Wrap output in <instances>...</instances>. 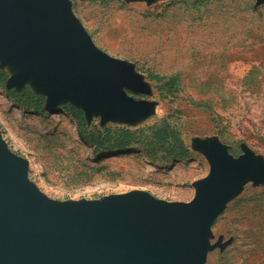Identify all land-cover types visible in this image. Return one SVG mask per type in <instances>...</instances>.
Returning a JSON list of instances; mask_svg holds the SVG:
<instances>
[{"label": "rangeland", "instance_id": "1", "mask_svg": "<svg viewBox=\"0 0 264 264\" xmlns=\"http://www.w3.org/2000/svg\"><path fill=\"white\" fill-rule=\"evenodd\" d=\"M69 1L92 43L136 77L138 88L124 90L144 106L133 115L109 114L70 99L45 100L41 111H29L7 97L5 89L21 87L10 82L12 67L0 65L8 74L0 82V130L28 159L29 178L56 200L145 190L189 201L194 182L210 172L201 144L219 143L234 157L246 148L261 160L262 177L246 180L214 218L204 264H264V1ZM30 84L23 87L46 99ZM65 104L81 109L91 128L159 123L173 133L161 142L149 131L127 149L96 153L78 137ZM170 136L186 154H177Z\"/></svg>", "mask_w": 264, "mask_h": 264}, {"label": "water", "instance_id": "2", "mask_svg": "<svg viewBox=\"0 0 264 264\" xmlns=\"http://www.w3.org/2000/svg\"><path fill=\"white\" fill-rule=\"evenodd\" d=\"M8 64L11 84L31 80L47 106L70 99L128 115L144 106L124 90L138 88L136 77L92 43L69 0H0V65ZM201 146L210 172L189 201L145 190L56 200L0 131V264H204L214 218L246 180L262 177L263 164L246 148L234 157L219 143Z\"/></svg>", "mask_w": 264, "mask_h": 264}, {"label": "trees", "instance_id": "3", "mask_svg": "<svg viewBox=\"0 0 264 264\" xmlns=\"http://www.w3.org/2000/svg\"><path fill=\"white\" fill-rule=\"evenodd\" d=\"M7 77V72L0 67V82L4 83ZM5 93L12 101L29 111L39 112L45 105V96L35 92L28 86L20 89H5ZM64 107L71 113L76 121V132L80 140L90 145L96 153L127 149L129 146L139 142V140H146V138L149 137V131L151 136L161 134V138L158 136V140L161 142L166 140L169 134L173 133L172 131L169 132L166 127H162L159 123L153 124L146 129H130L128 127L111 126L91 128L88 126L81 109L71 104H65ZM170 138L174 139V144L178 145L179 149L177 154L179 156L186 154L187 150L182 146V141L177 137L170 136Z\"/></svg>", "mask_w": 264, "mask_h": 264}, {"label": "bare ground", "instance_id": "4", "mask_svg": "<svg viewBox=\"0 0 264 264\" xmlns=\"http://www.w3.org/2000/svg\"><path fill=\"white\" fill-rule=\"evenodd\" d=\"M1 131V130H0ZM26 159V161H27V163H28V165H29V162H28V159L27 158H25Z\"/></svg>", "mask_w": 264, "mask_h": 264}]
</instances>
